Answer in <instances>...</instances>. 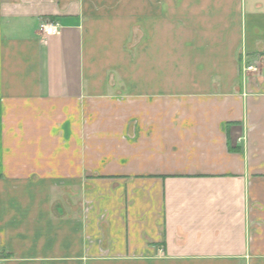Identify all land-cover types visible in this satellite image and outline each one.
Masks as SVG:
<instances>
[{
    "label": "crops",
    "instance_id": "0c3cea01",
    "mask_svg": "<svg viewBox=\"0 0 264 264\" xmlns=\"http://www.w3.org/2000/svg\"><path fill=\"white\" fill-rule=\"evenodd\" d=\"M0 264H264V0H0Z\"/></svg>",
    "mask_w": 264,
    "mask_h": 264
},
{
    "label": "built area",
    "instance_id": "2783aa9c",
    "mask_svg": "<svg viewBox=\"0 0 264 264\" xmlns=\"http://www.w3.org/2000/svg\"><path fill=\"white\" fill-rule=\"evenodd\" d=\"M59 25L56 22L51 21H42L38 25V31L40 36L43 38L54 36L58 33ZM247 70L254 71L255 69L252 67H247Z\"/></svg>",
    "mask_w": 264,
    "mask_h": 264
},
{
    "label": "rangeland",
    "instance_id": "374dc122",
    "mask_svg": "<svg viewBox=\"0 0 264 264\" xmlns=\"http://www.w3.org/2000/svg\"><path fill=\"white\" fill-rule=\"evenodd\" d=\"M255 70L253 71V72H256L257 71V69L256 68H254ZM252 71V70H251Z\"/></svg>",
    "mask_w": 264,
    "mask_h": 264
}]
</instances>
